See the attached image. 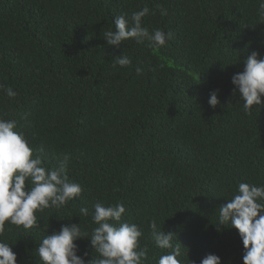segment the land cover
<instances>
[{"label":"trees","instance_id":"16d2710c","mask_svg":"<svg viewBox=\"0 0 264 264\" xmlns=\"http://www.w3.org/2000/svg\"><path fill=\"white\" fill-rule=\"evenodd\" d=\"M259 4L0 0V118L17 122L45 167L69 155V178L82 187L64 207L37 213L39 227L5 224L0 242L12 246L17 264H41L36 248L63 225L90 234L96 202L123 203L122 221L143 232V264L167 254L151 239L152 220L174 234L183 264L209 254L222 264H243L238 230L215 225L240 183L264 186V107L244 112L232 83L247 54L264 57ZM144 7L150 14L143 25L173 39L161 48L147 41L109 46L102 32L115 30L117 16ZM122 55L131 65L113 67ZM9 87L15 98L5 95ZM213 91L221 102L215 108L208 103ZM76 243L79 256L94 258L90 240Z\"/></svg>","mask_w":264,"mask_h":264},{"label":"clouds","instance_id":"9594fccd","mask_svg":"<svg viewBox=\"0 0 264 264\" xmlns=\"http://www.w3.org/2000/svg\"><path fill=\"white\" fill-rule=\"evenodd\" d=\"M157 8L160 15L168 14L162 5ZM259 8L260 17L264 19V0H260ZM149 14L150 9L144 7L130 17L117 16L115 30L103 31V39L115 47L122 46L125 41H147L150 47H164L166 41L173 39V34L161 29L150 32L143 25V19ZM151 14L155 15V11ZM131 63L128 56L122 55L115 58L113 67L130 66ZM243 65V71L233 75L232 83L234 94L238 93L243 102L242 110L250 113L253 106L264 107V57L252 51ZM135 71L138 76L143 74L140 66ZM3 91L8 98L18 95L11 87ZM208 103L213 108L220 105L218 91L210 93ZM69 160L70 156L65 154L56 167H45L41 157L34 155L25 134L18 130L17 122L0 118V234L6 223L22 226L25 230L39 227L37 213L49 208L59 209L81 196V185L69 178ZM82 211L87 215V209ZM125 212L123 203L105 206L96 202L92 216L96 227L90 234L81 231L80 225H63L59 231L46 235L35 253L41 264H143L147 259V249L140 244L143 232L137 224L122 221ZM217 212V231L238 230L245 249L243 264H264V186L240 183L237 194L227 199ZM149 226L155 245L167 250L157 264H183L181 244L174 243V234L161 230L155 220L150 221ZM79 240H90L95 250L94 258L86 261L78 255L76 242ZM0 264H17V254L8 243L0 242ZM190 264L196 262L190 260ZM199 264H222V260L209 254Z\"/></svg>","mask_w":264,"mask_h":264}]
</instances>
